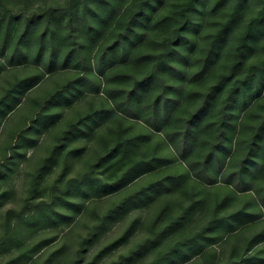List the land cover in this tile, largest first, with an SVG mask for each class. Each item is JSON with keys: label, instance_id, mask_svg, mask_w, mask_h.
Returning <instances> with one entry per match:
<instances>
[{"label": "rangeland", "instance_id": "1", "mask_svg": "<svg viewBox=\"0 0 264 264\" xmlns=\"http://www.w3.org/2000/svg\"><path fill=\"white\" fill-rule=\"evenodd\" d=\"M181 1L152 0L141 33L127 34L141 0L114 9L101 0H0V264L264 262L262 150V166L242 165L264 117V81L241 86L226 117L235 78L210 94L264 0H197L194 27L164 62L167 16ZM250 42L240 85L264 62V26ZM202 105L187 161L208 157L222 128L215 150L235 180L227 187L212 164L216 185L191 187L197 179L171 142L180 144ZM152 117L160 131L144 123Z\"/></svg>", "mask_w": 264, "mask_h": 264}, {"label": "trees", "instance_id": "2", "mask_svg": "<svg viewBox=\"0 0 264 264\" xmlns=\"http://www.w3.org/2000/svg\"><path fill=\"white\" fill-rule=\"evenodd\" d=\"M70 1H80V0H70ZM83 1L85 3H88L90 0H83ZM113 1H116V0H101L102 3L106 4V6H112V9H114V3L112 4ZM138 1L139 0H137V2ZM151 1L152 0H141V4L139 5L138 10L133 13V20L127 25V28L125 29L124 33L126 32L128 34V32L131 30H134L135 32H137L139 34L141 33L140 29L143 27L144 24H147L146 19H149L151 16V13L149 12V4L151 3ZM196 1L197 0H182L181 3L179 4V6L175 7L173 9L172 13L169 16H167L168 18H170L172 20L171 22L174 25L172 27V30L170 31L172 39H171V44L169 45V48L166 51L168 54L164 55V58H163L164 62H170V53L172 50L175 49V45H177L179 43V39L181 40L182 36L185 33L189 34V31L194 27V24L192 22L193 21V17H192L193 13L191 11L195 8L194 6H195ZM130 9H132V8L130 7L129 10ZM234 18H237V17H233L227 21L226 27L227 26H233V24L236 21V20H234ZM263 26H264V8H263V10H261L258 13V15L256 17L252 18L251 21L249 22V24L247 26V30H246L243 38H242L241 45L238 48V52L235 54L233 62L231 64H229V73L226 75H220L218 77V85L216 86V88H213L210 91L211 95H215L217 93V90H219L220 88H222L223 85L227 84L229 81H231L235 78L233 85L228 90V94H227V97H226V100L224 103V108L222 109V114L224 117H226V115H227V109L226 108L230 104L231 100H233L236 97L237 90L241 86L250 88L252 86L259 84L260 81H264V62L262 64V66H258V67L256 66V67L252 68L251 72L246 77H244L242 79V85L239 84L240 80L237 78V74H238L240 66H241V61L243 58H246V50L250 46V43H251L250 40L254 39L255 35L262 31ZM71 28H72V26H71ZM52 38L53 39L55 38L54 33H52ZM221 39H222V37L220 34L218 36L216 42H215V45L218 46ZM52 42L56 43L55 39ZM247 45H248V47H247ZM113 49H114V47H113ZM125 49H126V44L124 43V40H123L122 52H124ZM218 57H219L218 51L214 52L213 56L211 53L208 56V59L206 61V65L209 64L208 63L209 61H213L215 63L217 61ZM52 71H54V70H52ZM261 86L260 85L257 86V88L259 87L260 90L258 91L257 95L254 97L255 99H259V97L262 94L261 90H263L264 87L262 89ZM202 107L203 108H201L200 110H196L192 114L191 119L189 120V123L186 125V128L182 134V140H181L180 144H178L175 141L174 142L171 141L182 160L187 161V155L186 154L189 151V148H190L189 146L191 145V140H190L191 139L190 138L191 125L197 120L195 118L205 108V106H203V105H202ZM248 107L249 106H246L244 109H248ZM128 113L134 118L137 117L136 114L131 110H128ZM249 113L250 112H246L247 115ZM143 121L145 124L148 125L147 126L148 129H150L151 131H153V129L157 130V131L161 130L160 129L161 124H160L159 120H157L155 118H153V119L145 118V119H143ZM147 131L150 132L149 130H147ZM222 136H223V130H222V128H220L219 134L217 136V139H218L217 144L214 145V147L211 149V151L209 153L210 155L208 157L200 160L197 165L192 163V162L187 161V164H188L190 170L192 171V174L197 179L196 181H192V183H191L192 185L190 184L191 187L193 185L203 186L200 183L211 185V186L216 185L217 181L214 180V178L212 177L213 174L210 171V166L212 164V166L215 168L218 175L222 174L223 170L225 169L224 166H226L225 165V161L227 159L226 156L222 157V153L221 154L218 153L216 155V150H215V148H217V147H223ZM247 149L248 150H247V152L243 158L242 165H244L246 163H253L257 167L262 166L260 161L255 160V156L259 150H262L263 155H264V117L261 118L259 123L256 125V127L254 129V135L250 139V142H249ZM128 150H129V147L124 148V151H128ZM227 151H228L227 155H229L230 150H227ZM222 175H223L222 177H223L224 187H227L228 185H232L231 183L235 182V180L233 179V177L230 174L223 173ZM176 179L178 181L179 177H176ZM186 179H188V178L184 177V180H186ZM175 180L168 183L169 190L172 189V187L174 190L175 186L178 185L175 182ZM184 180H183V182H186ZM236 183L241 186V189H238V191L240 193L245 194L246 191L249 190L244 186V183H245L244 180H241L240 182H236ZM257 192H258L259 198L261 195L264 197V195L262 194L261 191H257ZM245 195H247V193ZM261 204L263 205L262 202H261ZM239 213H240V211H239ZM239 213H235V214L237 215ZM257 215L263 217L264 211H263L262 215H260V212H258ZM209 225H211V223H209ZM259 235H257L256 237H259ZM251 250H252L251 248H248L246 251V254L248 252H250ZM243 252H244V250H242V253ZM234 255H235V248L232 247V248L228 249V255L226 257L227 263L233 259ZM212 259L214 260V264H218L217 263V257H214ZM259 264H264V262L259 263Z\"/></svg>", "mask_w": 264, "mask_h": 264}]
</instances>
